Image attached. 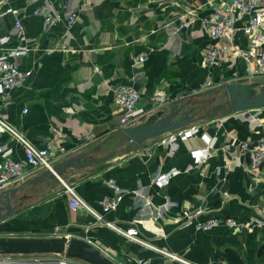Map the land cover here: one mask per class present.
Wrapping results in <instances>:
<instances>
[{
	"label": "crops",
	"instance_id": "obj_1",
	"mask_svg": "<svg viewBox=\"0 0 264 264\" xmlns=\"http://www.w3.org/2000/svg\"><path fill=\"white\" fill-rule=\"evenodd\" d=\"M47 1L62 15L67 8L78 11L80 20L70 30L62 22L45 30L35 11ZM214 4V0H10L29 37L30 51L20 60V69L34 74L10 95L4 119L38 147H44L52 128L58 127L65 154L54 159L55 166L82 154L84 162L93 163L36 183L48 171L27 167L26 178L10 188L25 187L14 204L16 214L0 223V236L66 235L108 252L118 264L160 260L151 249L117 231L94 226L92 214L70 205L68 186L99 213L102 200L123 194L119 207L105 215L108 221L194 264H264V225L252 222L264 205V178L249 172L248 154L237 149L238 140L259 143V123L248 118L258 111L230 113L220 107L221 97L212 101L217 96L212 89H220L217 84L227 75L221 66L208 70L203 63V51L214 41L200 18L211 15ZM188 12L190 26L176 32L172 22ZM13 21V14L4 17L2 33L13 35ZM236 42L242 48L248 39L239 33ZM141 55L147 58L138 64ZM243 65L241 61V72ZM125 84H133L142 94L141 107L146 110L159 96L170 101L157 111L190 103L195 114L204 117L191 125L200 132L174 144L167 141L176 133L166 134L137 148L119 126L122 112L114 92ZM213 106V115L198 113ZM259 112L264 118V108ZM4 141L17 160L25 161L20 144L8 136ZM207 147L206 161L193 155ZM175 170L178 174L165 180ZM186 209H203L204 219L233 218L240 225L230 229L222 224L209 232L194 224L179 225L177 218Z\"/></svg>",
	"mask_w": 264,
	"mask_h": 264
},
{
	"label": "built area",
	"instance_id": "obj_2",
	"mask_svg": "<svg viewBox=\"0 0 264 264\" xmlns=\"http://www.w3.org/2000/svg\"><path fill=\"white\" fill-rule=\"evenodd\" d=\"M214 1L212 14L200 18L207 34L214 41L213 44L203 51L204 67L208 70H214V68L221 66L227 72V75H222L221 80L217 84L218 86H223L226 83H255L258 82L259 78L264 79V0ZM8 14L14 15L13 35L18 42L17 45L13 44L14 38L12 34L2 33V22ZM35 14L42 18L45 30L50 29L59 22H62L67 30H70L80 20L78 11L67 8L65 15H62L49 1L38 7ZM190 15H192V12H188L187 16L181 17L178 22H172L176 32H180L190 26ZM239 33H242L248 39V43L242 48L236 44V36ZM28 41V33L18 16V11L10 6V0H0V193L26 178L28 174L27 167L32 170L44 169L55 173L54 159L59 154H65L61 144L63 134L58 127L52 128L51 136L46 141L45 146L38 147L6 121L2 114L4 107L8 104L10 95L14 91L23 88L34 74L33 71H22L20 69V60L30 51ZM146 58V55H141L138 58V64H142ZM241 61L244 64L242 72L238 69ZM229 68L231 69L229 70ZM260 83H264V81ZM209 84H214V81L210 80ZM114 94L122 112V116L119 119L121 128L137 125L162 107L165 102L170 101L165 96H159L156 98V104L146 110L141 107L142 94L133 84H125L118 87ZM259 110L255 114L248 116L249 119L259 123L262 133L259 143L253 144L249 140H238L237 149L239 153L248 154L249 172L255 178L262 179L264 178V118H260ZM24 112L27 113L28 109L26 108ZM220 125H222V121ZM199 132L200 129L198 127L189 126L169 137L167 142L174 144L178 138H189ZM5 136L21 145L25 154V161H19L15 158L14 149L4 141ZM209 153V147L193 151L194 156H202V162L207 160ZM176 174H178L176 170L170 172L165 176V180L172 178ZM67 192L71 195L70 205L73 208L83 209L94 216V226L111 228L130 241L151 249L160 258L159 261L141 258L137 260L138 264H194L175 253L149 244L141 239L136 232L123 230L115 223L108 221L105 215L119 207L124 199L123 194H117L102 200L100 202L102 213H99L88 205L74 188L67 186ZM258 213V217L252 219V222L264 225V205L259 209ZM204 215L205 210L203 209H186L179 214L177 222L179 225L194 224L197 230L203 232L212 231L222 224H225L230 229H236L240 225L233 218L223 220L211 217L204 219ZM101 251L115 261L114 257L108 252ZM0 264L88 263L55 254H8L0 255ZM211 264L226 263L218 261Z\"/></svg>",
	"mask_w": 264,
	"mask_h": 264
},
{
	"label": "water",
	"instance_id": "obj_3",
	"mask_svg": "<svg viewBox=\"0 0 264 264\" xmlns=\"http://www.w3.org/2000/svg\"><path fill=\"white\" fill-rule=\"evenodd\" d=\"M212 93H217L212 101L214 102L220 97L223 98L224 102L220 107L228 109L230 113L264 108V83H226L218 90L212 89ZM189 105L190 103L180 104L178 102L168 111L163 110L162 107L161 110H156L151 114L146 121L122 128V132L131 144L137 148H143L150 140L166 134L177 133L204 119V117L196 116L195 108H190ZM92 163V161L84 162L82 154L67 160L60 167L56 166L55 173L47 172L35 183L44 178L60 176L65 169H80ZM24 188L9 189L0 193V223L16 214L17 210L14 204L18 203V194ZM8 254H55L81 260L88 264H118L90 242L66 235L58 237L0 236V255Z\"/></svg>",
	"mask_w": 264,
	"mask_h": 264
},
{
	"label": "rangeland",
	"instance_id": "obj_4",
	"mask_svg": "<svg viewBox=\"0 0 264 264\" xmlns=\"http://www.w3.org/2000/svg\"><path fill=\"white\" fill-rule=\"evenodd\" d=\"M258 82H262V81H264V79L263 78H259L258 80H257ZM221 102H223L224 101V99L222 98L221 100H220ZM219 102V101H218ZM219 104V103H218ZM217 104V105H218ZM217 105H215V106H217ZM214 110H216L215 109V107L213 106V107H207L206 109H199V112L198 113H204V114H206V113H208V115H213V114H211V113H214L213 111ZM197 113V114H198ZM196 116H199V115H196Z\"/></svg>",
	"mask_w": 264,
	"mask_h": 264
}]
</instances>
